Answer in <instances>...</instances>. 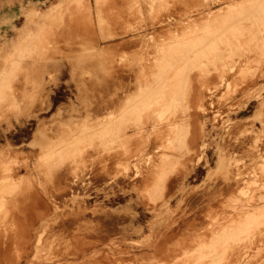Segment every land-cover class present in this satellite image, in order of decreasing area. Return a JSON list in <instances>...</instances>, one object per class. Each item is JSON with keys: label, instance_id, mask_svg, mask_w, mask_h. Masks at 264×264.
<instances>
[{"label": "rangeland", "instance_id": "rangeland-1", "mask_svg": "<svg viewBox=\"0 0 264 264\" xmlns=\"http://www.w3.org/2000/svg\"><path fill=\"white\" fill-rule=\"evenodd\" d=\"M89 3L91 12L87 9ZM254 4L253 22L256 26H264V7L256 6L264 4V0L254 1ZM97 5V0L70 1L73 11L83 15L82 24L88 26L97 22ZM123 10L131 21L137 9L132 2H127ZM67 12L65 0H0V75L9 70L18 58L27 57L29 60L20 68L24 73L19 82L6 80L5 88L0 87V181L9 179V171L15 172L12 188L8 186L7 190H2L11 195L5 206H0V230L3 229V234L10 239L8 259H18L29 247L27 257L20 264H39L47 260L54 264H61L59 261L66 264H170L199 260L201 253L218 244V241L210 242L204 237L208 224V198L219 191L217 185L225 170H235L236 177L239 173V183L232 193L234 205L238 207L231 214L232 220L223 222V229L227 227L228 234L234 229L241 231L238 239L232 237L231 249L239 255L236 258L250 259L255 247L264 240L261 229L257 238H245L249 236V223L254 213L251 210L255 206H250L252 198L258 196L261 199L259 206L264 204V44L260 60H257L252 72L253 83L244 87L226 110L212 112L209 104L200 103L195 105V116L190 119L186 113L178 111L176 114L180 123L175 127L178 133L74 132L89 124V116L83 113L86 100L81 98V93L87 91L88 81L91 78L96 80L98 74L83 61L77 63L74 69L70 65L63 69L45 68L33 58L34 49L28 48V51L26 46L22 47L23 43L30 41L47 46L48 36L57 34V26ZM64 52L65 49L59 54ZM110 55L111 52H106L103 57ZM13 86L21 88L23 97L27 99L26 105L22 104L20 96L13 95ZM127 90L121 88V94L130 95ZM111 94L108 92L105 100H110ZM133 101L121 103L118 114L127 115L126 107L128 111L132 110ZM48 105L47 110L43 109ZM36 107L40 109L34 110ZM112 108L105 104L104 113H111ZM239 109L242 110L235 112ZM70 117H74L71 126ZM40 124L43 125L42 130L37 132ZM185 133L190 137L187 160L176 165L172 161L159 171L157 181L153 172L150 176L144 175L139 182L131 178L123 182L116 179L117 173L107 171L111 173L107 177L108 193L98 194L96 201L101 204V213L93 212L95 202L87 208L78 207L81 190H72L69 186L65 188L62 184L64 176H60L61 172L64 173L67 168L75 170L88 163H81L77 156L70 154L51 162L59 151L80 145V136L84 135L90 142L101 141L103 150H116L115 147L121 153L130 155H137L140 150L144 160L146 157H158L159 152L174 153L178 145L177 136ZM111 137L123 143L118 145L116 140L112 143ZM170 137L174 140L173 147L169 145ZM161 140L164 144L156 146L159 149L154 145L144 147L147 142L160 143ZM73 141L75 143L71 144ZM230 153L237 160L234 163L228 160L227 168L222 172L218 160ZM143 160L139 163L140 167ZM129 170L130 167H126L123 171L125 175ZM37 180L42 181L47 206L25 210L17 207V203L27 201V192L38 186ZM133 187L140 191L142 198L137 200L135 193L115 203L113 197L111 203L103 200L105 195L113 196L120 189ZM18 188L21 190L18 191ZM130 198L133 200L130 201ZM69 204L74 207L70 208ZM147 204L162 209V213L154 216L155 213L145 208ZM110 210H115L117 214ZM105 212L122 220L120 230L106 223ZM31 220L39 221L33 225L38 230L34 241H28L26 235L19 232L22 227L30 229V223L23 224L22 221ZM66 234H69L68 238H65ZM94 235L108 238L110 243L118 241L117 238L122 235L124 241L112 250L98 249L107 254L105 258L103 255L72 257L75 244L84 237ZM161 235L164 239L157 241ZM118 245L122 248L118 249ZM55 251L62 255H49Z\"/></svg>", "mask_w": 264, "mask_h": 264}, {"label": "bare ground", "instance_id": "bare-ground-1", "mask_svg": "<svg viewBox=\"0 0 264 264\" xmlns=\"http://www.w3.org/2000/svg\"><path fill=\"white\" fill-rule=\"evenodd\" d=\"M70 1L65 0L68 12L63 15L64 20L58 24L57 34L48 36L47 46L30 41L23 43L22 47L26 46L28 51V48L34 49L33 58L45 68L52 66L63 69L70 65L74 69L77 63L83 61L90 65L91 71L98 74L96 80L92 81L91 78L88 81L87 91L81 93V98L86 100L87 106L83 107V113L89 116V124L84 128H77L74 132L178 133L175 128L180 123L176 114L178 111L186 113L190 119L195 116L196 104H209L212 112L226 110L243 92L244 87L253 83L252 72L257 60H260L264 44V26H256L253 22L252 5H255L254 1L263 0H97L98 19L89 26L82 24L83 15L79 11L77 13L73 11ZM127 2H132L137 9L132 14L131 21L127 19V14L123 10ZM256 6L262 8L264 4ZM87 9L91 12L90 3ZM63 49L66 52L60 55ZM106 52H111L108 58L103 57ZM28 61L27 57L18 58L9 70L1 72L0 83L3 85L0 87L5 88L6 80L19 82L20 76L24 73L20 68L27 65ZM35 73L37 74V70ZM121 88L128 89L131 94H121ZM11 91L13 95L20 96L23 105L27 104L20 87L13 86ZM108 92L112 93L109 96L110 100H105ZM131 100H134L132 110L128 111L126 107L127 115L118 114L121 103ZM28 103L30 104L29 100ZM105 104L113 107L111 113H104ZM48 107L49 105L43 109L47 110ZM39 109L40 107H36L34 110ZM68 119L71 126L74 117ZM42 127L40 124L37 132H41ZM187 136V133L177 136L178 145L174 153L159 152L158 157H146L143 160L140 150L137 155L121 153L115 147L113 148L116 150H103L101 141L90 142L84 135L80 136V145L59 151L58 156L53 157L51 162L70 154L77 156L81 163H88L75 170L67 168L60 176H64L62 184L65 188L69 186L72 190H81L78 207L87 208L95 202L96 209H93V212L97 213L102 209L101 204L96 202L98 194L108 193L107 177L111 176V173H117L116 179L123 182L126 178L139 182L144 179V175L150 176L153 172L157 181L162 168L169 166L172 161V164L176 165L187 160V145L190 140ZM111 140L113 143L116 138L114 140L111 137ZM161 141L147 142L144 147L162 146L164 140ZM121 143L123 142L116 140V144ZM169 145L174 146L172 137ZM142 160L143 165L140 167L139 163ZM228 160L234 163L237 158L233 153L225 155L224 159L219 158L218 166L223 168L222 172L227 168ZM126 167H130V170L125 175L123 171ZM14 173V170L9 171L7 174L9 179L6 182L0 181L1 208L11 195L2 190H7L8 186L12 188ZM223 175L217 185L219 191L214 193L215 196L208 198V224L204 237L210 242L218 241V244L201 253L199 260L174 261L170 264H264V240L255 247L254 254L250 255L248 260L236 258L239 255L233 253L231 249L232 237L238 239L241 231L234 229L228 234V228L223 229V222L231 221V214L238 207L234 205L232 193L237 190L239 173L236 177L235 170H225ZM53 182L56 183L55 176ZM37 183L38 186L27 192V201L24 204L17 203V207L25 210L28 207L47 206L42 181L37 180ZM135 193L138 195L137 200L140 199V191L133 187L120 189L113 196L105 195L103 200L111 203L113 197L115 203L126 200L128 194ZM224 194L229 196L225 197ZM132 200L130 198V201ZM260 200L258 196L252 198L250 206L255 207L251 210V213H254L246 239L257 238L260 229L264 232V204L259 206ZM69 205L70 208L74 207L72 204ZM144 206L148 212L155 213L154 216L162 213V209H156L148 204ZM106 212V223L120 230L122 223H119L122 220ZM2 220L3 217L1 222ZM22 223H30V229L22 227L19 232L26 235L28 241H34L38 230L33 225L39 221ZM0 231V264H20L21 260L27 257L29 247L18 259L13 257L8 259L10 239L3 234V229ZM64 231L66 233V230ZM68 237L69 234H66L65 238ZM159 239L163 240L164 236L161 235L156 240ZM117 240L110 243L108 238H99L97 235L84 237L75 244L76 249L72 257L103 255L105 258L107 254L98 249L112 250L119 242L124 241L122 235H119ZM154 246L157 247V244ZM117 248L122 247L118 245ZM58 254L59 252L55 251L49 255L57 257ZM39 264L54 263L47 260Z\"/></svg>", "mask_w": 264, "mask_h": 264}]
</instances>
